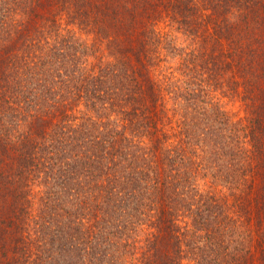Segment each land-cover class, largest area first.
<instances>
[{
  "label": "trees",
  "instance_id": "1",
  "mask_svg": "<svg viewBox=\"0 0 264 264\" xmlns=\"http://www.w3.org/2000/svg\"><path fill=\"white\" fill-rule=\"evenodd\" d=\"M0 264H264V0H0Z\"/></svg>",
  "mask_w": 264,
  "mask_h": 264
},
{
  "label": "rangeland",
  "instance_id": "2",
  "mask_svg": "<svg viewBox=\"0 0 264 264\" xmlns=\"http://www.w3.org/2000/svg\"><path fill=\"white\" fill-rule=\"evenodd\" d=\"M222 102H223L225 108L227 110H229L230 112L235 113V114L238 113V115H242V111L240 109L239 102H236V101L232 102V101H230L228 99H223Z\"/></svg>",
  "mask_w": 264,
  "mask_h": 264
}]
</instances>
